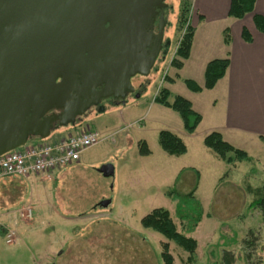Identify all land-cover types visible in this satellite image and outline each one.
<instances>
[{
  "label": "rangeland",
  "instance_id": "rangeland-1",
  "mask_svg": "<svg viewBox=\"0 0 264 264\" xmlns=\"http://www.w3.org/2000/svg\"><path fill=\"white\" fill-rule=\"evenodd\" d=\"M165 2L168 7L164 36L172 42L166 59L157 64V70L150 72L147 89L130 93L125 104L113 106V109L106 105L99 112L100 117L92 123L95 130L108 137L83 153L92 157L91 164L78 170L60 172L55 169L43 175L19 178L21 180L15 183L12 192V200L18 199L19 203L14 212L17 217L9 222L0 218L2 225L6 224L15 232L12 242L6 243L0 226V264H162L159 240L167 239L143 227L140 220L152 209L163 207L170 211L181 231L180 222L174 216L175 202L160 194L161 184L156 186V168L182 169L174 186L172 184L168 189L186 193L195 186L197 179L195 172L188 169L190 165L200 173L196 198L205 212L217 216L216 222L209 224L215 228L208 237L203 238L204 229L199 230L202 234H199L192 263L264 264V210L250 207L251 196L244 193L247 183L256 187L264 180L261 141L258 140L260 147H255L253 142L244 146L252 156L251 161L229 163L220 170L218 164H211L213 159L202 143L200 132L189 137L181 128V119L175 111L159 105L155 107L157 109L149 107L161 86L169 88L172 95L182 96L186 88L184 81L190 77L178 72L171 60L184 33L178 29L179 16L183 8L188 11L191 0ZM164 75L165 79L170 76L172 80L166 81ZM143 80L136 78L132 84L137 85ZM84 126L83 123L75 128L61 127L43 140L79 133L86 128ZM177 129H180L181 136L178 135L185 141L188 152L168 159L158 144V132ZM141 140L150 150L146 156L138 153L137 143ZM107 164L112 166L113 174L100 171ZM149 178L154 184L150 182L147 188L151 189L147 193L152 197L136 204L134 188ZM214 185H217L215 193L223 190V198L210 203ZM100 186L105 189L114 186L122 193L116 192L114 203L108 207L95 206L96 192L91 190ZM126 194L129 196H124ZM28 206L32 215L23 218ZM170 244L174 263L185 264L188 254L174 242Z\"/></svg>",
  "mask_w": 264,
  "mask_h": 264
},
{
  "label": "water",
  "instance_id": "water-1",
  "mask_svg": "<svg viewBox=\"0 0 264 264\" xmlns=\"http://www.w3.org/2000/svg\"><path fill=\"white\" fill-rule=\"evenodd\" d=\"M166 7L165 0H0V155L45 139L54 124L73 125L101 99L125 104L132 77L148 76L158 56ZM100 171L113 173L109 164Z\"/></svg>",
  "mask_w": 264,
  "mask_h": 264
},
{
  "label": "crops",
  "instance_id": "crops-1",
  "mask_svg": "<svg viewBox=\"0 0 264 264\" xmlns=\"http://www.w3.org/2000/svg\"><path fill=\"white\" fill-rule=\"evenodd\" d=\"M229 5L230 0H191L190 2L189 23L193 27V39L189 56L187 59L182 61L181 67L177 69L178 72H184L188 74L190 76V80H193L198 85L202 86L204 83V70L207 62L212 59L227 57L229 59V65L224 76L218 80L215 86L211 89H202L201 91L195 92L189 89L185 84L186 88H184L182 96L189 100L193 110L201 115V121L193 133H187L184 130L182 121L181 128L187 135H189V137H195L197 133L200 132V135L203 136L202 143L205 135L212 131H217L221 134L222 138L226 142L235 148L246 152L244 146H250L251 142H253L255 143V147H260V144H258V140L261 141L259 137H264V32L258 31L252 20L253 13L260 14L264 17V0H255L254 12L245 15L242 19H233L228 17L227 13L229 10ZM244 27L251 36L250 41H245L242 38V28ZM224 29H227L228 31V44L224 42ZM167 78L165 80L168 82L172 80L170 76ZM169 91L171 92L170 89ZM157 105L159 104L153 101L149 107L157 109L155 108ZM161 107L166 108L164 106ZM99 117L100 115L98 114L92 120H87L91 128L95 129L96 126L93 123L94 121L98 120ZM180 129L171 132L180 137ZM181 140L186 146L185 141L182 138ZM261 145H263L262 142ZM86 151L87 149L81 153L78 162L59 169L60 172L67 169H70V171L78 170L88 164H91L89 162L93 161L92 157L88 154L83 155V153ZM207 151L210 153L211 158L213 159L211 160L213 161L211 164H218L220 170L223 169L224 165H229V163L216 157L209 149H207ZM187 152L188 149L186 147V152L180 156H171L165 152L164 153L169 157L168 159H173L171 157H181L187 154ZM246 153L252 160V156L249 155L250 153ZM236 162L238 161H234L230 163V165ZM187 167L188 169H192L196 174V184L190 190L194 192L195 196L200 173L194 168V165ZM173 168L174 167L169 168L162 166L156 168V186L158 187V185L161 184L160 194L162 196H167L172 202L174 201L176 208V200L168 194L169 191L174 188H168L172 184L174 186L182 169L179 170V172L177 167H175V171H173ZM140 174L143 175L142 172H140ZM26 178L27 177L23 179ZM21 179L16 176H6L0 178V218L8 222L11 218L17 217L14 212L15 208L18 206L16 204L19 203L18 199H15V201L12 200V192L14 191L13 186L15 183L19 182ZM150 182H152V179L149 178L140 182V184L134 188L135 193L133 198L136 204H140L142 201L144 202L152 197L151 193H147L151 189L150 187L147 188V186L151 184ZM215 186L217 185L213 186L212 194L209 198L210 203L218 202L223 198V190L215 193ZM256 187L251 186L250 183H247L244 186V193L251 196L249 200V206L254 197V195L251 193V190ZM91 191L93 193L96 192L94 196V205H99L101 207H108L112 205L114 203L115 193L121 192V190L116 191L114 186L108 187V189L100 186L98 189L93 188ZM9 193L12 194L9 195ZM242 195L245 196L244 194ZM124 196L129 195L126 194ZM198 201L202 207L200 200ZM169 214L171 216L170 211ZM216 214L220 215V211H217ZM174 216H176L175 209ZM216 217L217 216L211 215L209 212H205L204 208L202 207L201 219L197 223L194 230L191 232H185L184 230L182 231L181 228V231L186 236L195 239L198 247L200 237L199 234H202L199 232V230L204 229V233L201 236L203 238H205L204 236L208 237L209 233L212 231L211 229L215 228L209 224L215 223L217 219ZM172 220L174 221L173 218ZM0 224L3 232L6 230V228H9L6 226V224L5 226L2 225L3 223ZM159 242L160 245L163 242H167L169 249L171 248V241L159 240ZM159 253H161V251H159Z\"/></svg>",
  "mask_w": 264,
  "mask_h": 264
},
{
  "label": "trees",
  "instance_id": "trees-1",
  "mask_svg": "<svg viewBox=\"0 0 264 264\" xmlns=\"http://www.w3.org/2000/svg\"><path fill=\"white\" fill-rule=\"evenodd\" d=\"M254 3L255 0H230L227 15L233 19H242L245 15L254 12ZM186 10L187 8H183L179 16L178 29L184 33L175 49V56L171 60V65L177 69L181 67L182 61L188 58L193 39V27L189 23V7L188 11ZM252 20L256 29L264 32V17L253 13ZM223 38L224 42L228 44L229 35L227 29H224ZM242 38L245 41L251 40V36L245 27L242 28ZM228 65L229 59L227 57L212 59L205 66L204 83L202 86L190 79L184 82L189 89L195 92L202 89H211L224 76ZM153 101L175 111L181 118L183 128L187 133H193L201 121V115L193 110L189 100L180 95H172L166 87L161 86L158 88ZM259 138L264 146V137L260 136ZM158 144L165 153L171 156H180L186 152V146L181 138L168 130L159 131ZM203 145L216 157L227 163L251 160L245 151L235 148L226 142L217 131H212L205 135ZM138 153L141 156L150 154V150L144 141L138 142ZM251 193L254 197L250 207L264 210V180L258 187L252 189ZM168 194L177 202L175 215L180 222L182 230L185 232L193 231L202 216V207L195 198L194 192L178 193L175 189H172ZM140 223L143 227L159 233L168 241H172L181 247L188 254L185 264H193L192 261L195 256L197 242L192 237H188L182 231L177 230L167 209L154 208L141 218ZM160 257L162 264H174L167 242L161 244Z\"/></svg>",
  "mask_w": 264,
  "mask_h": 264
},
{
  "label": "built area",
  "instance_id": "built-area-1",
  "mask_svg": "<svg viewBox=\"0 0 264 264\" xmlns=\"http://www.w3.org/2000/svg\"><path fill=\"white\" fill-rule=\"evenodd\" d=\"M106 137L91 128L68 136H59L51 141L35 139L17 149L0 155V178L43 175L55 169H62L79 161L81 153L103 141ZM26 216L32 215L31 207L26 208ZM15 232L5 230L6 243L12 242Z\"/></svg>",
  "mask_w": 264,
  "mask_h": 264
},
{
  "label": "flooded vegetation",
  "instance_id": "flooded-vegetation-1",
  "mask_svg": "<svg viewBox=\"0 0 264 264\" xmlns=\"http://www.w3.org/2000/svg\"><path fill=\"white\" fill-rule=\"evenodd\" d=\"M168 7V5H167ZM167 7L165 8L164 12L166 13V9ZM158 19H159V16L156 15L155 17V22H154V28H153V31L154 33L157 32V23H158ZM166 19V18H165ZM165 28H166V24L164 26V29H163V36H162V41H161V48L159 50V53H158V56L157 58L155 59L154 61V64H153V67L151 69V71L153 69L157 70V64L160 62H164V60L166 59L167 57V54L169 53L170 51V47L172 45V42L169 38H165L164 36V33H165ZM150 71V72H151ZM150 75V74H149ZM148 75V76H149ZM148 76L146 77H143V76H140V75H135L134 77H132V83L133 81H135L136 78H142L144 79L143 81L139 82L137 85H133L134 86V92H137L138 90L139 91H143L145 89H147L148 85L150 84V81L147 79ZM130 94V93H129ZM128 94V95H129ZM127 95V96H128ZM126 96V97H127ZM121 100H114L113 98H106V99H101L99 100L98 104L97 105H91L85 112L83 115L81 116H77L76 117V121L73 125H70L68 124L67 126L65 127H71V128H75L79 125H82L83 123L85 125H89V122L87 120H92L95 116H97L99 114V109L101 108V106L103 107H106V105H108L109 107H113V106H118V105H121L120 103ZM125 102H126V98H125ZM113 109V108H112ZM92 122V121H91ZM61 127L57 126V125H53V128L51 131L53 130H56V129H60ZM51 133V132H50Z\"/></svg>",
  "mask_w": 264,
  "mask_h": 264
}]
</instances>
